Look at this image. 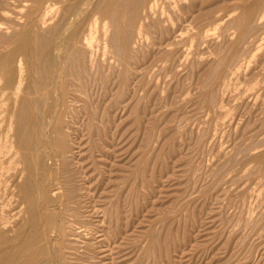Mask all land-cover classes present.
<instances>
[{"label":"rangeland","instance_id":"obj_1","mask_svg":"<svg viewBox=\"0 0 264 264\" xmlns=\"http://www.w3.org/2000/svg\"><path fill=\"white\" fill-rule=\"evenodd\" d=\"M43 1L19 0V5L27 11V22L15 20L20 21L17 34L5 30L6 25L1 26L0 43L4 49L0 51V73L4 72V76L0 86L7 88L6 93L13 87V63L17 56L25 54L29 64L42 58L35 53L31 32ZM140 1L125 0L122 5L120 0H112L99 14L110 18L116 4L122 6L113 18L114 22L120 20L118 42L115 40L113 44L114 58L103 55L100 45L98 50L93 48L94 55L91 53L95 61L101 60L106 65L111 62L120 70L117 76L115 72L119 71L113 68L112 80L106 76L111 80L109 84L103 70L96 78L90 76L89 82V76L83 73L82 51L68 52L67 71L83 76L91 96L86 112L83 111L76 125L82 142L78 158L83 153L85 174L94 177V203L103 222L99 224L103 230L99 248L84 245L83 251L89 248L91 255L86 251L87 254L81 253L75 256L77 260L71 261L77 264H264V0H171L177 8L170 1L159 0L157 7L162 8L157 12L164 14L157 15L155 8L149 20H140L143 6H139L144 3L150 6V0ZM70 3L74 7L82 5L81 0ZM165 3L166 10L162 6ZM178 3L182 4L181 10ZM172 8L176 14L171 12ZM123 9L130 13L128 17L133 13L130 20L127 15L123 17ZM259 11L261 17L254 22L260 16ZM94 13L89 7L76 21L70 38L90 27L98 17ZM235 14L240 16L239 20L228 27ZM163 16L167 20H162ZM53 19L56 22L57 16ZM143 21L144 34L138 36L136 32ZM170 30L177 32L170 34ZM129 37L134 39L129 41ZM132 45L134 49L140 46L138 54L133 49L135 57ZM118 51L120 59L115 57ZM136 88L140 90L139 98ZM134 97L139 99L138 103ZM3 101H0V141L12 109L19 107L13 101ZM122 102L127 104L123 103L125 109ZM3 103H7L6 108ZM124 112L126 115L122 116ZM61 118V126L70 120ZM90 119H94L92 124ZM63 131H59L54 144H59ZM19 170L4 175V180H10L6 184L11 192L20 190L26 180V172L23 177ZM71 179L76 180L74 185L78 184L77 179ZM15 180L21 181L20 186ZM14 199L10 198V207L14 205L9 210L7 206V212L22 200L21 196ZM56 208L63 211L62 205ZM15 211L18 210L10 214ZM28 219L23 213L19 220H13L28 232L33 229ZM13 229L8 232L14 234L7 232L10 238L18 234L17 228ZM5 247L1 244L0 251ZM59 262L55 260L53 264H62Z\"/></svg>","mask_w":264,"mask_h":264},{"label":"bare ground","instance_id":"obj_2","mask_svg":"<svg viewBox=\"0 0 264 264\" xmlns=\"http://www.w3.org/2000/svg\"><path fill=\"white\" fill-rule=\"evenodd\" d=\"M48 1L49 0H46V1L44 0L43 3L41 4V7L39 6L40 10H37V13H38L37 18H36L37 21L34 24H32L33 30L31 32V34L33 33L32 41L35 45V49H34L35 53L36 55L38 53V56L41 55L42 58L39 57L38 60L31 61L29 64L27 61L28 57L26 58L25 54L17 56L13 63L15 79H14L12 90L10 91V93H6L7 88L5 89L3 86H0V101H3V100L13 101V103L16 106L19 105L18 108L15 107L17 108L16 110L12 109V112L10 113V116H9V121L7 123L6 132L3 135L2 140L0 141V194L2 195V197L0 195V198L2 199L0 201L1 203L0 204V242H1L0 247H1V244L2 246H6L4 248L5 251L4 250L0 251V264H53L55 260H57L58 262L59 261L62 262V264H77V263L72 262L71 260H74V259L77 260L76 258L78 257L75 258V256H78L81 253L87 254L88 252L87 250L89 248L84 249L87 251V252L86 251L84 252L83 251L84 245H86V247L89 245L90 247L97 246V249H98L100 246L99 244L102 243L100 237L102 235L101 232H103V230L101 229V226L99 224L103 222L99 216V210L94 203V193L96 190L94 189L96 186L95 187L92 186L94 177H92L91 174L90 176H87L85 174V166L83 165V162H82L83 153L80 159L78 158L80 154V150L78 149H79V146L82 147V142L79 140L77 136L80 133V131L78 130V127L76 125L79 123L78 121L79 118L81 120V116L83 115L82 113L83 111H85V108H87L86 105L88 103V100H90L91 96H89V89L87 88L85 83H83V80H84L83 76L82 75L74 76L71 73L69 74V71H67L66 69L67 68L66 65L68 64V62H70L68 61L69 55H70V53L68 52L70 51L72 54V50L74 51L75 49H80L82 51V55H83L82 57L84 58L83 64L85 63L86 65V66L84 65L85 71H83V73L85 72V76H89L88 81L90 82V76H94L96 78L97 74H99V71L103 70L104 73L106 72L104 74L105 81H107L106 83L109 84V81L112 80L110 76L114 75L113 68L117 69L118 67L117 68L113 67L111 62L108 63V65H106L105 63H101L103 62L101 60H100V63L95 61L94 58L91 56L92 55L91 53H93L94 55L95 52H92L93 48L95 50V47H97V50H98V46L100 45L102 48L101 52H103L102 53L103 55H108V56L110 55L109 57L110 59L114 58V50L116 49V47L113 44L115 43V40H116V35L118 33L117 28L119 27L118 21L120 20L114 22L113 18L116 17V12L121 4L119 6L118 4H116L114 10L112 11L110 18L109 17L103 18L102 16L100 17L99 14L101 11H103V8L106 7V5L110 4L112 0H81L82 5L80 7H77V6L74 7V5L70 3V0H51V3L49 2L50 4L46 5ZM166 1L171 2V0H166ZM176 1L178 0H175V2ZM120 2L123 5L125 0H120ZM141 2H143V0H141L140 3ZM149 2H150V6L148 4L144 5L145 4L144 2H143L144 4L139 6V7L143 6L142 7L143 14L140 20H149L150 14L153 13L152 15H154L153 10H155L156 8V12L158 11L159 6L157 7V4L159 0H150ZM190 2L187 1V3H190ZM179 4L180 3H178V6ZM130 5L129 7H127L128 10H130L129 9ZM164 5H166V3L162 5L163 9L166 10L164 8ZM171 5L173 6V3ZM25 6L27 5L25 4ZM168 6L171 7L170 4ZM176 6L174 4L173 7H176ZM181 6L182 4H180L179 8ZM89 7L92 8L96 12L94 14H98V17H95L93 19L95 21L90 25L88 29L84 28L85 32H82V33L79 32L80 35L70 38L71 34L72 36L74 35V33L72 32L75 27L76 21L79 20L80 17L86 13ZM120 8H122V6H120ZM179 8L178 10H181V8L180 9ZM185 8L187 7L185 6ZM135 9L138 11V6ZM132 10L133 8L129 12H132ZM124 11L125 12L123 13L124 14L123 17H126V15L128 17L130 13L126 11V9ZM171 12L173 14H176L174 9ZM162 13L163 12H159V13L157 12L156 14L157 15L160 14L161 16ZM90 14L91 13H89L88 15L89 17H90ZM131 14L133 15V13ZM55 15L57 16L56 22L53 19L54 17L56 18ZM263 15L264 14H262V16ZM131 16H129L130 18L128 17L129 20L132 18ZM26 17H27V11L24 9V7H21V5H19V0H0V31H2L1 29L3 28V27L1 28V26L4 25V28H5V25H6L7 28H5V30H8V31L10 30L11 33L17 34V29H18V26L20 25L19 24L20 21L16 22L15 20H26L27 22ZM152 17L154 18V16ZM239 17L240 16H236V14L233 15L231 17L232 21L229 22L228 20L229 22L228 27L229 26L232 27L234 21L239 20L238 19ZM260 17H261V13H260V16L258 15V18L257 17L254 18L255 19L254 22L260 19ZM33 18L32 20H34ZM164 18H166V16L165 17L163 16L162 20H165ZM50 20H52L51 23H49ZM157 20H160V19H157ZM143 23L144 21L142 22V24L139 23L141 24V27ZM139 24L138 26H140ZM129 25H130V21H129ZM235 25H237V23ZM253 25H256V24L254 23ZM147 26H149V24ZM123 27L124 25L121 27L122 31H123ZM141 27L136 32L138 33V36L140 34L142 35L144 34L143 33L144 31L142 32L143 27L142 28ZM254 27L255 26H252L253 30L255 29ZM126 28L128 32L129 28L128 27ZM237 28H238V25H237ZM84 29L81 28V30H84ZM127 32L125 33V35L127 34ZM173 32L175 31L173 30ZM173 32L171 33V30H170L169 33L173 34ZM169 33H166V34H169ZM132 37L133 35H131V38ZM125 38L127 39L126 36ZM133 39L130 40V37H129V41H132ZM117 40L116 42H118ZM161 43L163 44V42ZM7 44L10 45V43H7ZM3 45L4 44L0 43V51L1 49L2 50L4 49ZM137 48H140V46L135 47V49L133 48V45L131 47V49L136 50L138 54L139 52ZM119 52L120 51L115 53L116 59H120L119 57L120 55L117 57V54ZM134 53L136 52L135 51L133 52V57H135ZM143 53L146 54V52H143ZM138 56L140 57V55ZM123 57H124V54H123ZM96 58L97 57H95V59ZM122 61H119V63L120 62L122 63ZM236 61L238 60L236 59ZM127 68L128 66L126 67V69ZM78 70H74V72L75 71L81 72ZM128 70H131V69L128 68ZM118 71L119 72H115L117 73L115 74L117 76L120 73V70ZM171 72H174V71H171ZM3 73L4 72L0 73V81L1 79H3V76H4ZM10 74L11 72H7V75H10ZM126 75L128 76V78L130 77L128 74ZM101 76H100V79H101ZM106 76L107 78H110L111 80L110 79L107 80ZM159 77L161 78V76ZM91 78L92 80H94L93 77ZM134 79L135 78H133V80ZM129 81L132 84L131 82L132 80H129ZM1 82H3V80ZM148 82L150 83V81ZM93 83L95 86L96 84L95 81ZM101 83H104V81ZM130 83H127L128 84L127 86H129ZM108 84L106 87H108ZM102 87L104 90L105 86L102 85ZM96 89L97 87L95 88V91ZM133 90L134 89H132V91ZM166 90H165V93H166ZM105 91L107 92V90ZM137 91L138 90L136 88V96L138 95V92L140 90L138 92ZM122 92L123 94L125 93L124 90ZM129 92L131 93V90ZM91 93H92V90L90 92V95ZM132 96H135V94L133 95V92H132ZM93 97L94 96H92L91 101L93 100ZM129 97L130 96L126 98L127 99L131 98L130 101H132L133 98L132 97L129 98ZM136 98H135V101H137L138 103L139 99L137 98L136 100ZM94 100L96 101L95 98ZM124 100H125V97H124ZM91 103L89 105L90 108H91ZM123 103L124 102H122L121 107L124 106ZM126 105L124 106V109ZM1 106L2 104L0 105V108ZM6 106H7V103L5 105V108ZM92 106L94 107V104ZM131 107H132V104H131ZM2 109L4 110V108ZM116 109L119 110V108H116ZM95 110L96 112L98 111L97 109ZM113 112L115 113V111ZM121 114L122 116L126 115L125 112ZM63 116L65 118L70 119L66 122L65 126H61V119H62L61 117ZM3 117L5 118V115H3ZM83 117H85V115ZM87 117L88 116H86V118ZM0 119L2 120V117ZM92 120L94 119H90V123ZM85 122L86 120L84 121V123ZM2 123H4V121ZM2 126L3 125H1V127ZM88 126L89 124L87 125V127ZM60 130L61 131L64 130L63 136L61 137L59 144L56 145L54 144V140H56V136L58 135ZM89 131L90 130H88V132ZM5 156L8 157L7 161H4ZM69 166L72 167L70 170H69ZM64 167H67V168H64ZM13 170L14 172L15 170L16 172H18L19 170L20 173H22L21 175L23 177H25L24 174L26 172V180L23 184V187H21L20 190L15 189L21 195L16 194L17 192L15 193V191L11 192L13 190L9 188V185L6 184V182L7 181L9 182L10 180L5 179L6 180L5 181L3 179L5 173L7 174V172H10ZM72 170H73V175L71 177L70 172ZM52 174L54 175L53 178H52ZM64 174H66V176H64ZM22 176H20V179L22 178ZM10 178L12 181L11 176ZM17 178L19 179V175ZM71 178L77 179L78 184L74 185L73 183L74 179L72 180ZM16 181L17 180H15L14 182L16 183ZM19 182L17 185H19ZM16 187L17 186H15V188ZM93 189H94V192H92ZM16 196H18L19 198L21 196L22 200L21 202H19V204L16 201V204L18 205L14 209H12L13 211L14 210H18V211H15L13 214H10L12 210L10 212H7L5 208H7L8 206V210H9L10 203H11L10 198L17 199L18 197ZM14 200H12V204L14 203ZM58 205H62L63 207L62 212L57 211L56 207ZM12 206L10 208H13ZM23 213H26L28 215L29 217L28 222L33 228L28 232H25L26 230L23 229L24 226L21 225L22 223L20 224L21 226H17L18 223L16 224V222L13 220L14 218L15 220L17 219L19 220L20 216ZM24 218H22L21 221L24 220ZM14 222L17 227L14 226ZM13 228H17L16 230L18 234L14 238H10L8 236L12 233L14 234V232L12 231V233L10 232L9 234L8 231L14 230ZM7 232L9 235H7ZM92 250H95V249H92ZM53 251H55V254H54L55 257L53 256Z\"/></svg>","mask_w":264,"mask_h":264}]
</instances>
